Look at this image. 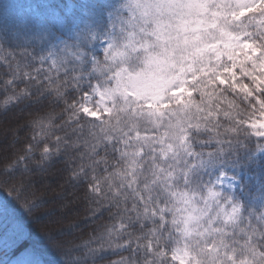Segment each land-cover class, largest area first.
Returning a JSON list of instances; mask_svg holds the SVG:
<instances>
[{
	"label": "trees",
	"instance_id": "trees-1",
	"mask_svg": "<svg viewBox=\"0 0 264 264\" xmlns=\"http://www.w3.org/2000/svg\"><path fill=\"white\" fill-rule=\"evenodd\" d=\"M125 1L0 0V119L14 126L5 137L12 144L5 140L0 149V264H152L151 250L164 243L157 221L161 212L153 216L150 210L177 191L175 180L162 182L153 170L158 153L153 162L136 160L129 167L112 147L117 122L127 121L130 110L136 114L135 104L117 96L101 120L77 108L102 57L88 60L89 43L110 30L117 42L134 25ZM216 1L224 10L234 5V0ZM237 25L252 53L234 62L215 53L209 74L200 70L178 102L159 113L162 124L177 123L175 130L166 129L168 157L181 145L196 157L184 174L188 183L196 186L231 167L247 175L233 194L239 209L222 232L203 233L210 213L204 214L199 199L188 204L198 239L184 248L202 264H264V151L259 152L264 139L244 125L264 115V78H256L264 64V7L247 12ZM54 43L53 63L42 74L34 65L37 53ZM224 62H233V80L220 83L216 76H227ZM161 143L153 140L150 146ZM42 171L57 173L63 187L55 190L51 180L40 183L36 176ZM51 187V195L72 192L45 199Z\"/></svg>",
	"mask_w": 264,
	"mask_h": 264
},
{
	"label": "rangeland",
	"instance_id": "rangeland-1",
	"mask_svg": "<svg viewBox=\"0 0 264 264\" xmlns=\"http://www.w3.org/2000/svg\"><path fill=\"white\" fill-rule=\"evenodd\" d=\"M234 3V8L224 10L225 6L217 4V1L212 0H136L135 2H131V6L135 9L138 8L136 14L138 18L142 20L143 25H146L148 22H153L157 16V23L159 24L155 25L159 28L154 34L155 38L150 40V35L146 33L149 32V34H152L153 32L143 30L140 34L144 37H139L135 41L131 39L129 43H120L118 46L110 47L107 45L108 47L104 50V57L97 59L91 71V74H96V76L90 78L91 81L86 91L79 97L80 102L78 105L79 110L88 116L101 119L103 115L109 111L108 103L113 100V96L116 93H122L121 89L126 90L127 95L133 97L138 95L135 99L136 102L130 101L136 104V106H132V108L137 109V113L135 114L130 110V114L127 115V121L120 120L121 122H117L118 128L116 130V136L111 139L113 143L112 147L115 148L116 155L123 159V161L136 165V160L145 156L144 149L148 147L149 153L154 152L150 147L151 141L163 140V135L167 128H170L171 131L175 130L177 123L174 124L172 120L168 122L163 121L162 124L159 116V113L162 111H157L155 117L148 112L149 109L147 107H154L153 103L159 98L158 94L155 95L154 92H152L154 87H162L163 91H168L167 97L171 96L174 98L171 103L177 101L182 92L181 75L186 72L191 63L190 70L188 69L186 73H189V71L192 72V67L195 65L198 67L205 65L206 58H208L212 52L211 48L213 44L217 42L219 45L215 49L230 54L233 58L239 57L238 51L243 55H250L252 53L251 48H246L248 43L246 44L241 37L242 34L237 32V24L238 22L244 21L248 11L251 10L254 12L264 7V0H235ZM259 3H261L260 7L257 6ZM222 9L224 11H221ZM160 15H162V18L158 17ZM230 31L233 32V35H229ZM211 33H216L217 38L206 41L205 37ZM140 41L144 42L145 45V57L141 60L138 58L137 61H134L139 67V73L132 76L126 71L125 57L128 53L130 54V58L134 57L133 54L137 50L139 51ZM149 42H151L152 45H148ZM234 42L235 44H233ZM106 43L107 41L105 39L100 44L101 46H106ZM157 43H160V45ZM220 45H222V47H220ZM98 47H100L99 44L93 42L88 49L93 52H98L100 51ZM54 49L52 45L46 50H40L39 53H37L34 65L38 67V71L42 74H46L47 66L52 62L49 59H53ZM88 60L91 61L92 57L89 56ZM80 61L83 63L82 59H80ZM141 64L144 66V70ZM82 65L84 66L85 64L83 63ZM262 66L264 68L263 63ZM263 68L259 70L258 75L256 74V78H259V75L264 78ZM226 69L228 72L222 70V73L227 74L225 79H229V76L232 79V74L230 73L231 68L226 67ZM186 73L183 79H190V77L186 76ZM99 74L101 77L102 74L105 77L109 76L110 79L108 78L103 80L101 84H97L96 79ZM111 77L115 79V86H112ZM219 78L220 77L217 79ZM122 81L123 87L120 86ZM228 83L230 84V81H228L227 84ZM123 101H126V98ZM150 104H152V106H150ZM162 105H167V101ZM125 112L127 113L128 110ZM124 115L125 113H122L121 117ZM3 119V122L0 119L1 150L4 149L6 144H12L11 139L6 140L5 137L14 131V126L10 128L11 124L7 127L4 126V124H6V117ZM10 120V122H12V118ZM153 120L155 121L154 127L161 131V135L158 137L150 135L147 131V128L151 127L148 122ZM245 124L247 127H250L251 134L257 138L264 139V115L260 117L257 116L252 122H246ZM5 140L6 144L2 145ZM168 147L167 145L162 150L165 151ZM186 149L187 148L184 147L178 150V152L180 155L188 157L186 161H190V153L186 152ZM159 160L161 162L158 164L156 163L152 168L156 170L157 166L158 172L164 171L162 178L165 179L170 169L168 167L165 169L163 165H160L161 163H167L164 154H162ZM241 172V169H237V171L232 168L227 170L224 169L220 175L215 178L200 180L203 182L204 186L199 188L195 196L200 198L201 207H205L203 210L205 211L204 214L210 213L207 216L210 221V223L207 224L209 230L213 228L215 232H222L228 225L225 222L230 219V217L232 218L236 215V211H238L239 207L236 206L230 193L238 187ZM57 176H59L57 173L42 171L36 176V179H38L40 183L43 182L45 185L51 180L55 186L54 189L57 190L59 186L63 187V180H61L60 183L59 180H57ZM25 181L26 183H30L28 179H25ZM176 181L179 182V178H177ZM174 188H178L179 191L183 193L187 191L185 182L180 185L175 184ZM54 189L52 187L46 189L47 193L45 199L55 198L56 200L72 192L71 189H67L60 192L54 191L51 195V192L49 193L48 190L52 191ZM161 189H163L162 186ZM163 191L165 192L164 189ZM179 191L172 194L175 198L169 195L170 197L166 196L163 202H158V204L151 206L150 211L153 216L156 215L157 211L161 212V216L157 218V221L159 223L160 220L162 230L160 229L159 233L162 234V239L164 241V243H159L158 246H155L154 250H151L154 259L152 264H202V261L199 260L197 256L195 257L194 254L188 252L187 249L184 248L185 245L193 247L196 244H188L185 239L186 236H191L195 232L193 229H190L191 224L189 223L194 217L193 212L190 210L185 212L179 211L181 210L182 204L174 207L173 201H181L183 198V195H180L181 192L179 193ZM165 194L167 193L165 192ZM177 194L180 196H177ZM72 201L73 198L71 197L70 202ZM56 207L57 210L61 211L63 206ZM169 207L174 208L173 210H169ZM165 210H168V212L164 213ZM219 221L225 224L222 225ZM68 230H70V228H68ZM195 237H197V235Z\"/></svg>",
	"mask_w": 264,
	"mask_h": 264
},
{
	"label": "clouds",
	"instance_id": "clouds-1",
	"mask_svg": "<svg viewBox=\"0 0 264 264\" xmlns=\"http://www.w3.org/2000/svg\"><path fill=\"white\" fill-rule=\"evenodd\" d=\"M212 38H217V37H216V33H211V34L207 35V36L205 37V40L207 41V40L212 39ZM196 86L198 87V85H196ZM167 99H168L169 101H172L174 98L171 97V96H169V97H167Z\"/></svg>",
	"mask_w": 264,
	"mask_h": 264
}]
</instances>
